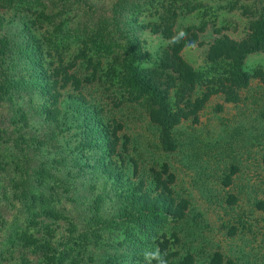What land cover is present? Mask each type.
Listing matches in <instances>:
<instances>
[{
  "label": "trees",
  "instance_id": "1",
  "mask_svg": "<svg viewBox=\"0 0 264 264\" xmlns=\"http://www.w3.org/2000/svg\"><path fill=\"white\" fill-rule=\"evenodd\" d=\"M246 1H252L253 5L263 3L262 0ZM0 2L6 3L5 9L2 8L4 12H0V104L7 105L11 110L12 117L7 111L8 120L14 128L15 125L16 128L19 127V123H22L21 127L36 124L41 128L37 137L20 133L15 141L23 144L26 150L37 149V152H45L41 154L44 157L39 164L41 169L34 175L41 176V179L31 185L25 184V188L12 181L0 182V202L21 201L28 210L45 208L39 211L41 220L57 221L59 226L60 223L70 226L67 230L68 238L62 237L61 243L54 240L55 236L46 227V235L43 236L46 246H40V239L36 240L33 238L34 235H27V231L11 232L5 239L6 248L0 255V264H85L80 258L84 255L83 252L87 253L93 245L92 238L101 239L102 231L96 225L103 224L100 222V210L104 205L102 201L104 197H100L94 182L74 188V183L79 179L84 180L86 170L90 169L84 153L80 151L81 148H89L88 142H83L77 147L74 143L78 139L77 133L82 139L94 138L95 143L100 142L106 135L114 139V146L110 149L112 157L117 155L118 133L127 128L117 122L114 115L110 118V125L106 124L104 119H109L106 118V110L100 106L101 104H97L96 99L84 86L91 85L94 80L79 76L76 70L77 61L86 57L88 66L92 68V77L98 76L97 71L102 63L97 61L92 67L93 57L90 55L92 47L110 50L112 45H118L117 50H114L116 52L110 54L108 78H116L124 93L129 91L132 100H128V103L133 109L138 105H144V116L151 123L159 147L165 153L183 152L175 130L190 117L195 118L194 121L197 122L198 113L203 110L211 96L223 95L225 102L236 104L238 103L236 91L247 89L253 79L264 84V66L252 71L244 69L248 56L252 54L264 56V6L257 12L253 7L243 5L245 11L243 16L247 19L246 33L239 40L214 30L217 37H213L207 44L205 53V63L209 70L203 75L182 57L185 48L201 45L198 43L199 31L190 26H179L181 18L178 17L179 12L183 10L191 14L197 7L194 5L196 2L198 6L204 5L201 4L204 3L202 0H0ZM238 2L237 0L230 7L240 9L242 6H238ZM148 6L154 12L153 20L144 24L143 10ZM106 7L108 12L105 10ZM145 30L164 40L166 47L154 60V68L141 70L136 67L135 62L144 56L141 52L140 34L145 33ZM181 30L187 36L176 42L173 37ZM52 37L59 44L64 42L61 37L76 41L78 55L72 62L63 64V56L59 49L57 51L53 49V43L50 41ZM65 45L67 46V42ZM69 48L68 45L67 50ZM101 53L103 52L100 51ZM201 88L205 91L199 93ZM69 89L73 92H64ZM61 90L63 94L60 93ZM50 103L56 110L52 111L48 107ZM125 105L123 101L113 104V108L123 110L120 117L126 114ZM108 113L111 114V111ZM144 116L140 118L142 125L144 121L146 122ZM80 119L88 122V132H84L78 125ZM25 121L26 124H23ZM2 125L0 122V137L5 139L7 136L12 139L16 131L12 132ZM7 142L11 143L9 138L8 141L6 139L3 141L5 144ZM134 166L137 167L136 163ZM6 167H8L6 164L5 167H0V174L6 173ZM161 167L162 171L155 176L157 184L154 189L168 192V188H162V176L170 170L166 164ZM46 168L50 171L48 172ZM171 173L168 176L172 183L175 175ZM230 177L225 176L223 184L225 187L231 185ZM48 180L51 183H48ZM113 182L117 184L118 178H113ZM60 187L63 188L62 192L55 193L61 190ZM47 192L49 196H46ZM62 196L69 199L68 203L73 207L74 213L77 212L75 209L78 210L73 223L65 216H61L67 215L66 207H62L64 204L59 202ZM228 197H233V200L227 204L235 205L236 198L231 195ZM169 201L174 204L172 198ZM154 205L149 210L150 214L164 211L161 201ZM1 216L0 214L2 224L4 219H1ZM116 221L118 220L113 218L111 223ZM31 223L38 226L40 222L37 220V223L33 221ZM78 225L86 226L88 231L86 229L78 233ZM106 225L109 223L103 224ZM66 247L68 248L65 249ZM12 251H21L22 256L16 258ZM26 255H32L35 259H30ZM87 261L88 264H93L92 255Z\"/></svg>",
  "mask_w": 264,
  "mask_h": 264
},
{
  "label": "rangeland",
  "instance_id": "2",
  "mask_svg": "<svg viewBox=\"0 0 264 264\" xmlns=\"http://www.w3.org/2000/svg\"><path fill=\"white\" fill-rule=\"evenodd\" d=\"M238 1V6H242L240 9L230 7L237 0H202L204 3L201 4L204 5L198 6L199 1L196 2L194 5L197 7L191 14L185 10L178 14L181 18L179 26H190L199 31L198 43L201 45L185 48L182 57L203 75L209 70L205 63V53L207 44L213 37H217L214 30L239 40L246 33L247 19L243 16V5L253 7L257 12L264 6V0L258 5H253L252 1ZM0 7V12H4L2 8L5 9L6 3L0 2ZM105 10L108 12V7ZM143 13L144 24L153 20L154 12L149 6L144 7ZM61 38L64 41L62 44L56 42L53 37L50 41L54 50L59 49L63 64L66 65L78 55L77 43L75 40ZM140 40L144 56L137 60L135 65L141 70L154 68L153 62L165 49L166 42L147 30L140 34ZM116 46L118 45H112L110 50L91 48L92 67L97 61L102 63L96 78L92 77V68L88 66L86 57L77 61L76 70L79 76L94 80L91 85L84 86L96 99L97 104H101L106 110V118H109L104 119L106 124L110 125V118L114 115L117 122L127 128L118 133V151L117 155L112 157L110 149L114 146V139L105 135L100 142L95 143L94 138L82 139L77 133L78 139L74 143L76 147L88 142L89 148H81L80 151L84 153L90 169L86 170L84 180L75 181L74 188L94 182L100 197H104L100 222L109 223L106 226L96 225L102 231L101 239L92 238L93 245L87 253L84 251L80 258L85 264H88L90 255L93 264H144L142 250L146 245L156 243L162 252L167 253V264H264V84L253 79L247 89L236 91V104L225 102L223 95L211 96L203 110L198 113L197 122L194 121L195 118L190 117L176 128L175 133L183 152L165 153L159 147L151 123L144 116V105L133 109L128 103V100H132L129 91L124 93L116 78H108L110 54L116 52ZM100 51L103 53L100 54ZM260 66H264L262 54H252L244 63L246 71ZM203 91L204 88H201L199 93ZM64 92L73 91L69 89ZM60 93L63 94V91ZM120 101L126 104V114L122 117L120 116L123 110L113 108V104ZM48 107L52 111L56 110L51 103ZM27 109L28 105L25 110ZM7 111L12 117L9 107L0 104V122L3 128L7 127L16 133L12 139L5 137L7 141L9 138L11 143H3L5 139L0 137V167L8 165L6 173L0 174V182L12 181L25 188V184L31 185L41 179V176L34 175L41 169L39 164L44 160L41 154L45 152H37V149L26 150V147L15 139L20 133L37 137L41 128L36 124L21 127L22 123H19L18 129L16 125L14 128L13 124H9ZM141 116L146 120L143 125L140 122ZM24 123L26 124V121ZM87 123L83 119L79 121L78 125L84 132L89 131ZM164 164L170 172L163 174L162 188H168V192L160 189L155 191V176L162 171L161 166ZM152 169L154 171H151ZM171 172L175 175L172 183L168 176ZM233 172L236 173L231 175ZM225 176H231L229 187L223 185ZM113 178H118L117 184L113 182ZM47 182L51 183L50 180ZM60 189L55 193L62 192L63 188ZM228 195L236 198L235 205L227 204L233 200V197ZM46 196H49L48 192ZM170 198L174 204L170 203ZM68 200L65 196L59 199V202L64 204L62 207H66L67 214L61 216L73 223L78 210L75 209L77 212L74 213ZM159 201L162 202L164 211L150 214L149 210ZM44 209L40 207L38 210H28L21 201L0 202L1 219H4L3 223H0V255L6 248V237L15 230L27 231V235H34V239H40V246L47 245L43 238L46 235V227L55 236L54 240L61 243L62 237L68 238L67 230L70 226L62 223L59 226L57 221L40 219L39 211ZM32 214L34 215L31 216ZM113 218L118 221L111 223ZM121 219L123 222H120ZM37 220L40 222L38 226L31 223H37ZM86 229V226L78 225V233ZM95 242H98L97 245ZM12 253L16 258L22 256L21 251ZM27 257L35 259L32 255Z\"/></svg>",
  "mask_w": 264,
  "mask_h": 264
},
{
  "label": "clouds",
  "instance_id": "3",
  "mask_svg": "<svg viewBox=\"0 0 264 264\" xmlns=\"http://www.w3.org/2000/svg\"><path fill=\"white\" fill-rule=\"evenodd\" d=\"M186 36L187 34L181 30L175 37H173V39L176 42H180L181 40L185 39ZM166 255L167 253L162 252L156 243L146 245L141 252L144 264H154V262L155 264H167V260L165 259Z\"/></svg>",
  "mask_w": 264,
  "mask_h": 264
}]
</instances>
